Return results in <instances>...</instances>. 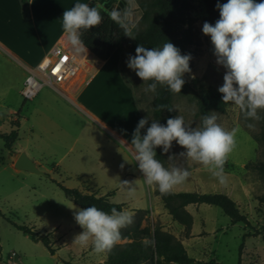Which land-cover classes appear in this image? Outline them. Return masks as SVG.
I'll return each mask as SVG.
<instances>
[{
  "label": "rangeland",
  "instance_id": "rangeland-1",
  "mask_svg": "<svg viewBox=\"0 0 264 264\" xmlns=\"http://www.w3.org/2000/svg\"><path fill=\"white\" fill-rule=\"evenodd\" d=\"M152 1L137 0L139 8L136 15L139 17V21L137 28L134 29V34L147 27L149 18H145L144 13L150 8L149 4ZM189 1L192 4L191 14L194 18L196 36L193 43L188 45L187 52L182 54L191 56L190 71L184 73L182 77L192 84L194 80H197L193 84L196 90H200L201 87H214L218 90L224 83L223 76L226 68L217 63L210 36L202 32V26L208 17V9L204 0ZM133 41V38L128 37L102 72L104 74L108 71L107 74L105 73L108 76L104 78L105 82L108 80V83L103 88L101 102H122L123 107H127L126 102H136L143 117H148L147 126H150L153 120L165 124L162 119L156 118L153 112L152 102L155 93H145L144 91L149 82H143L136 72L127 66L126 62L131 55ZM88 63H93L90 56ZM96 69L94 68L95 71ZM97 81L88 88L89 91L98 87ZM82 84L78 87V94L88 85L87 83ZM31 105V101L25 100L19 91H13L7 98L0 100V110L4 115L13 118L16 116L13 112L19 113L17 117L20 123L12 121L8 123L9 129L19 131L17 145L32 144L33 134L30 123L33 122V118L28 113ZM173 105L176 116L183 117L186 127H200L198 106L191 92L176 93ZM78 110L80 111V109ZM212 114L218 116L217 123L225 130L238 129L235 137L236 146L228 155L224 165L226 183H220L219 179L203 165L181 156L180 153L186 149L175 141L168 153H163L160 147L156 148V159L168 169L176 166L182 169L186 168L190 172L186 181L175 186L173 192L225 193L236 201L241 212L247 215L249 223H233L231 218L218 206L208 204L189 206L193 212L198 213V223L201 224V217L203 218L200 227H203L205 233V242L203 243L207 248L205 252L199 253L202 260L191 264H264V202L260 200L261 197H264V172L246 168L248 163L264 162V110L258 112L260 120L246 119L244 113L230 102L226 111H213ZM27 118H29V123ZM128 124L134 127L132 120ZM249 124H253L254 127H249ZM43 149L49 154L44 158L46 170L41 169L46 175L16 170L10 167L4 142L0 138V264L106 263V252L96 253L91 242L88 246L78 244V249H75L72 242L83 229L76 222L74 211L82 208L66 197L56 181L62 182L69 188L77 189L84 187L87 190H95L93 186L96 185L97 190L105 193L118 188L116 196L112 200L115 203L127 201L126 187L128 190L132 188L121 182L128 181L130 183L132 181L133 184H136L134 186L135 194L144 197L145 205L149 206L146 209L148 214L141 219V227L158 225L163 231L176 238L178 236L174 231V226L184 228L180 234L181 238L190 234L191 229L188 231L186 226L178 221L174 220L173 225L169 226L170 221L165 222L160 217L156 218L155 207H153L155 196L158 198L156 199L158 200L157 204L163 210V214L169 213V211L161 196L156 194V188L149 187L144 182L138 161H134L135 164L128 171L129 174L131 173L130 176L124 178L128 172L101 171L97 167L89 165L78 167L70 165L74 153L71 152L68 157H64L66 149L61 146L44 147ZM131 155L133 157V154ZM124 210L133 213V215L137 214L136 211L126 206ZM171 216L170 218H172ZM9 219L20 225L34 227L44 233H51L50 237L55 253L52 254L42 242L33 241L29 235L16 228ZM54 230L57 232L53 233ZM127 241L130 240L125 238L117 243ZM202 244L201 247L204 246ZM13 251L21 256V259L15 258V261L20 262H10L9 255ZM161 264L178 263L161 260Z\"/></svg>",
  "mask_w": 264,
  "mask_h": 264
},
{
  "label": "clouds",
  "instance_id": "clouds-1",
  "mask_svg": "<svg viewBox=\"0 0 264 264\" xmlns=\"http://www.w3.org/2000/svg\"><path fill=\"white\" fill-rule=\"evenodd\" d=\"M216 7L219 19L214 25L204 22L202 32L210 36L217 63L226 68L224 83L218 91L223 94L224 104L231 102L246 119L258 121L261 119L258 112L264 110V0H227L223 4L217 3ZM138 8L137 0H126L122 10L113 9L109 13L123 34L133 39L139 21ZM101 22L98 7L86 3H76L63 12L62 29L74 53L86 52L81 39L82 30H90ZM190 59V54L182 55L177 46L166 42L162 48H146L138 44L135 55H130L126 63L143 82L151 81L147 83L145 93H155L158 86L181 93L185 83L182 76L190 71ZM217 120L216 114L204 115L202 126L195 128L186 127L182 116L168 118L166 125L153 120L142 136L141 129L148 124V117L141 118L133 132L131 145L133 159L138 161L144 182L155 187L161 195H168L175 186L186 181L190 175L188 169L176 166L168 169L156 159V148L168 153L175 141L186 149L181 156L203 165L220 183H226L224 165L236 146L238 129L225 130ZM248 126L254 127L253 124ZM121 183L129 184L128 181ZM74 218L83 229L74 242L81 246H88L91 242L96 253H103L120 240V230L133 222V213L118 211L115 207L108 213L92 205L75 209ZM144 243L147 245L151 241L145 238Z\"/></svg>",
  "mask_w": 264,
  "mask_h": 264
},
{
  "label": "crops",
  "instance_id": "crops-1",
  "mask_svg": "<svg viewBox=\"0 0 264 264\" xmlns=\"http://www.w3.org/2000/svg\"><path fill=\"white\" fill-rule=\"evenodd\" d=\"M76 3H86L90 7L100 6L97 0H28L25 4L22 0H0V100L7 98L13 91L21 93V85L28 70L35 67L54 45L66 37L62 29V15L66 9ZM89 55L93 63H88L86 69H90L92 77L79 94L78 87L83 85L81 82L72 86L65 95L51 88H43L34 99L30 100L32 105L28 113L33 118V122L30 123L33 134L32 144L17 145L19 131L11 150L5 147L2 139L10 167L20 170L15 167V163L19 155L25 152L40 169L46 170L44 158L49 154L43 148L56 146L66 149L64 157H68L71 152L74 153L70 165L75 167L89 165L101 171L128 172L135 164L131 155L134 153L131 140L143 115L136 102H126L127 107H123L122 102H101L103 88L108 83V80L106 82L104 80L108 76L106 75L108 71L105 72L106 74L102 72L113 55L105 61L95 58L90 52ZM94 68H97L96 71ZM95 81L98 82V87L89 91L88 88ZM13 113L16 116L10 118L0 110L1 133H10L13 130L9 129V122L20 123L17 117L19 113ZM130 120L134 122V127L128 124ZM27 122L29 123V118ZM147 127L145 125V128L141 129L142 136L146 133ZM130 174L128 172L124 178ZM132 184L131 181L127 185L132 188L131 190L126 187L127 201L122 202L124 207L134 211L148 209L144 197L135 194L136 184ZM93 187L95 190L88 191H95L98 195L109 192H100L96 189V185ZM115 191L117 192L118 188ZM115 196L116 193L111 200ZM156 199L158 198L155 196L154 215L165 222L170 221L169 226L173 225L172 222L175 221L170 218L171 214H163ZM191 205L197 204L186 206L194 218L190 234L181 238L180 234L184 228L174 226V231L196 262L202 260L199 253L205 252L207 248L203 243L205 233L203 227H200L203 218L201 217V224L198 223V213L189 208ZM56 232L57 230L53 231ZM195 238L198 239L194 240ZM72 243L75 249H78V244L74 240ZM201 244L204 246L201 247Z\"/></svg>",
  "mask_w": 264,
  "mask_h": 264
},
{
  "label": "trees",
  "instance_id": "trees-1",
  "mask_svg": "<svg viewBox=\"0 0 264 264\" xmlns=\"http://www.w3.org/2000/svg\"><path fill=\"white\" fill-rule=\"evenodd\" d=\"M27 3L28 0H22ZM100 5L102 22L99 26L90 30H82L81 39L88 51L97 59L105 61L110 58L122 43L128 38L123 34V30L110 18L109 13L113 9L122 10L125 7L126 0H97ZM227 0H204L208 9L206 22L215 24L219 19V9L217 3L223 4ZM260 2V0H256ZM149 9L144 13L145 18H149L146 28L135 34V39L131 46V55H135V49L138 44L146 48H162L166 42H171L180 49L181 54L188 50V45L193 43L196 36L194 18L191 14L192 4L189 0H153L149 4ZM184 79L181 93L191 92L198 106L200 117V127L202 117L211 115L213 111L224 112L228 104L222 101V93L214 87H201L196 90L194 80ZM151 83V81H149ZM176 93L167 89V87L158 86L153 99V112L156 118H160L166 124L168 118H174L176 111L173 105V98ZM168 108H173L169 111ZM264 135V132H263ZM0 138L5 142V147L12 149L14 142L18 138V130L14 129L10 133H1ZM246 168H253L264 172V162L258 164H246ZM58 186L64 191L67 198L79 205L81 208L96 206L105 212L110 213L115 207L118 211L124 210L123 203H115L111 197L116 191L111 190L105 195H98L97 192H89L86 189L69 188L62 182L56 181ZM156 194L160 195L169 214L173 220L186 226L188 231L193 225V216L186 209L189 204H208L218 206L231 218L233 223H249L246 214L242 213L236 201L225 193H206L196 191L173 192L168 195H161L156 189ZM264 202V197L260 198ZM133 215L132 225L122 228L121 238H128L130 241L116 243L111 250L106 251L108 264H161V260L175 262L178 264H191L195 262L182 241L172 234L163 231L158 225H148L141 227V219L148 214L146 209H137ZM138 215V216H137ZM10 222L19 230L29 235L35 242H42L49 251L54 254L51 233H44L34 227L20 225L9 219ZM189 234V232H188ZM147 238L151 243L145 244ZM65 264H73L64 262ZM222 264V263H220Z\"/></svg>",
  "mask_w": 264,
  "mask_h": 264
},
{
  "label": "built area",
  "instance_id": "built-area-1",
  "mask_svg": "<svg viewBox=\"0 0 264 264\" xmlns=\"http://www.w3.org/2000/svg\"><path fill=\"white\" fill-rule=\"evenodd\" d=\"M84 56L85 53L72 51L66 36L35 67L28 70L21 89L22 97L32 100L45 87L65 95L76 83H89L92 73L84 67ZM15 258L21 259V256L13 251L9 255L10 262H20Z\"/></svg>",
  "mask_w": 264,
  "mask_h": 264
},
{
  "label": "water",
  "instance_id": "water-1",
  "mask_svg": "<svg viewBox=\"0 0 264 264\" xmlns=\"http://www.w3.org/2000/svg\"><path fill=\"white\" fill-rule=\"evenodd\" d=\"M87 49V48H86ZM88 50V49H87ZM15 167L20 170H26L32 173L46 175L34 162L32 158H30L27 153L23 152L19 155L16 160ZM104 264H108L107 262Z\"/></svg>",
  "mask_w": 264,
  "mask_h": 264
},
{
  "label": "bare ground",
  "instance_id": "bare-ground-1",
  "mask_svg": "<svg viewBox=\"0 0 264 264\" xmlns=\"http://www.w3.org/2000/svg\"><path fill=\"white\" fill-rule=\"evenodd\" d=\"M90 55H89V52L87 51V49H86V52H85V59H84V64L86 65H84V67L85 68H87V64H88V57H89Z\"/></svg>",
  "mask_w": 264,
  "mask_h": 264
}]
</instances>
